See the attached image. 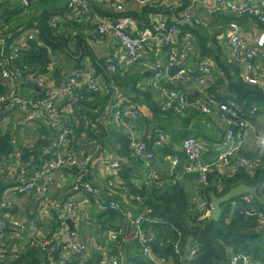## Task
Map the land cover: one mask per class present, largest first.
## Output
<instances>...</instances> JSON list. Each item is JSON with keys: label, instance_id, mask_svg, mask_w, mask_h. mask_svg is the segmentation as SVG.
Returning a JSON list of instances; mask_svg holds the SVG:
<instances>
[{"label": "built area", "instance_id": "obj_1", "mask_svg": "<svg viewBox=\"0 0 264 264\" xmlns=\"http://www.w3.org/2000/svg\"><path fill=\"white\" fill-rule=\"evenodd\" d=\"M100 1L112 15H96L86 0H67V6L71 11L95 20L96 25L91 33L93 40L106 33L115 39L119 50L103 58L105 75L95 72L90 58L85 57L82 63L79 62L59 81L47 70L41 71L18 63L22 46L15 37L8 39V32L0 34V111L17 112L22 116L23 124H40L48 131L47 137H44V133L41 135L43 144L37 148L36 158L33 153L23 156L32 151L31 142L11 152V156L0 157V174L6 171L14 178L12 186L0 192V260L3 262L7 257L17 259L29 248H36L48 253L42 264H86L90 251L97 249L96 243L84 241L67 224L79 208L72 196L79 194L89 202L90 213L110 208L121 217L114 221L111 228L101 229L108 244L114 245L108 255L99 260L101 264H121L122 247L127 237L136 242L138 255L149 264H181L193 255L195 245L180 248L179 232H176L177 237L170 244L173 261L152 251L153 235L144 225L149 220L143 211H135V204L141 198L129 193L112 175L114 170L120 168V164L107 161L99 143L100 130L105 125L121 128L126 138L125 158L139 161L143 167L139 180L141 186H164L165 180L157 174L150 162L153 157L152 147L160 148L168 141L166 131L156 127L150 143L133 136L130 122L137 117L138 110L134 106L123 107L117 100L119 94L116 86L105 82L107 76L118 68L141 65L143 54L156 41L161 48L160 60L150 67L147 86L158 93L160 111L172 110L175 114L184 115L188 111L197 110L205 116L216 114L225 124L219 139V151L211 162L204 160L202 145L195 137L189 135L180 140L179 148L187 162L184 171L195 173V194L189 197L186 206L188 217H208L210 201L199 194L198 189L207 186V174L212 171L213 164L225 166L233 161L231 166L243 168L248 173L262 167L264 130L257 131L251 121L257 107L253 105L245 111L235 100L217 98L218 93L211 91L218 72L214 59L200 56L198 46L192 40L181 41L177 24L163 16L158 15L155 16L157 19H153L152 12H148V17L154 21L134 28L131 20L113 16L114 13L122 12L127 0ZM133 1L149 6L163 0ZM19 3L22 6L27 4L24 0H19ZM193 4L203 8V17L191 15ZM219 13L224 16V27L227 29L224 51L226 62L238 68L242 82L256 87L264 94V0L256 4L190 0V5L182 10L180 16L181 20L206 30L208 18ZM244 17L252 19L259 26L253 45L247 43L239 28L238 22ZM49 25L52 29L55 26L54 22H49ZM26 40L38 43L36 35L30 33L26 35ZM22 80L29 90L26 94H21L18 89ZM183 82H192L197 95L189 96L178 86ZM83 94L106 97V100L98 106L81 107ZM61 103L65 104L68 111L64 110ZM249 136L255 137L256 145L252 156L248 158L241 154V149L247 144ZM179 162L177 155L167 157L169 171L172 172ZM97 166L105 170L104 192L92 184L91 172ZM178 178V175L170 174L168 182L173 184ZM56 180L62 183L61 192L52 195L49 187ZM65 193L67 196H64ZM23 194L34 199L31 212L36 222L41 225L51 224L42 232L37 227L26 230L28 236L24 241L22 218L13 212L15 196ZM241 199L246 205L238 209V213L255 217L264 244V214L250 205L251 195L242 194ZM231 207L234 208V203H231ZM182 250H185L184 253ZM52 251L55 257L50 255ZM75 254L79 257L75 258ZM250 260L251 255L238 252L231 253L228 258L230 264H251Z\"/></svg>", "mask_w": 264, "mask_h": 264}, {"label": "crops", "instance_id": "obj_2", "mask_svg": "<svg viewBox=\"0 0 264 264\" xmlns=\"http://www.w3.org/2000/svg\"><path fill=\"white\" fill-rule=\"evenodd\" d=\"M40 1L42 2L37 9L34 8L29 11L27 8L22 6L18 15H11L15 6H10L9 4H12L14 0H0V34H5L14 28L17 30L15 39L22 46V50H26L28 48L26 35L30 33L35 36L36 31L34 32L31 27L26 28L25 24L27 22H23V20H25L23 18L28 16L26 19L31 17L32 20L40 13H50L48 23L54 22L55 24L52 31L56 34L63 35L66 39V47L63 51H54L49 52L48 54L49 62L45 66V70L51 73L55 79L59 81L63 80L75 66V61L71 53H73L76 48L79 51L81 50L83 53V56L79 61L81 63L84 61L85 57H93L95 60H100L108 56L111 52L119 50L115 39L108 33L98 36L96 40H93L91 38V33L96 25L95 20L90 19L89 16L79 15L77 12L71 11L67 6V0ZM86 1L92 12L96 15H112L111 11L102 5L103 3H101L100 0ZM258 1L259 0H224L226 4H256ZM189 5L190 0H163L160 3H151L149 6L137 4L133 0H127L122 12L114 13L113 16L119 18L125 17L132 21L134 28H140L141 26L150 23V21H154V18L157 19L155 16L161 15L169 22L177 24L181 41H187L190 39L197 44L200 56H206V54H201V46L209 49L211 54L212 52L215 53L217 49L221 53L224 62L228 64L224 57L225 35L227 33V29L224 27V16L219 13L211 18H208L207 29L203 30L197 24L181 20L180 15L182 10ZM152 7H159L162 10L157 12L148 10L145 14H143L144 16H142L146 20H141V9H148ZM190 10L192 16H204L203 8H201L198 4H193ZM148 12H152V15H154L152 16L153 19L148 17ZM238 24L244 39L247 40L249 45H253L254 38L256 37L259 29L258 24L247 17L240 20ZM201 40H203V42ZM160 51L161 48L158 41H156L151 45L150 49L143 54L141 65H135L127 69L118 68L110 76H107L106 74L107 79H104L106 83L111 82L114 86H116L119 94L117 100L123 107L134 106L138 110L137 117L130 122L133 136L150 143L156 127H161L166 131L168 141L160 148L152 147L153 157L150 164L156 170L157 174L165 180V184H167L170 174L178 175L179 178L177 182L181 183L188 201L189 197L195 194V173L184 171V167L187 162L182 156L179 148L180 140L189 135L195 137L202 145L204 160L211 162L213 161L216 153L219 151V139L223 133L225 124L224 121L216 114L205 116L201 115L197 110L188 111L184 115L175 114L172 110H158L153 113L152 104H155L158 107L160 97L155 90H152L147 86V82L151 75L150 67L157 60H160ZM217 68V77L215 84L211 87V91L221 95L223 90L226 91L225 89L227 88L229 80H233L234 77L225 75L218 66ZM237 72L240 79L239 71L237 70ZM132 82L135 90L147 92V95L144 93H138L137 91H132L131 87H129ZM166 84L168 85V83ZM178 86L182 87L189 96L193 97L197 95L193 89L192 82H183L178 84ZM18 89L21 94L29 92L28 87L25 86V82H23V80L18 84ZM100 101L101 98L93 96L92 100L88 101L89 107L98 106ZM61 105L64 107V110L68 111V108H66L64 103H61ZM253 105L257 107V111L251 117V121L254 122L257 131H263L264 102L252 103L251 106ZM248 109H245V111ZM0 133L6 134L9 137L10 151L7 155L11 156L13 155L14 150L16 151V149H19L29 142L33 143L32 151H34L33 155H35V152L37 151V147H35L36 142L42 138L41 135L43 133L45 134L44 137H47L48 131L44 127L40 126V124H23L22 116L17 112L11 111L2 113L0 111ZM122 133L121 128L113 125H105V127L100 130L99 143L107 161H117L120 166L125 164L133 167L130 180L132 185L136 189H139L142 187L139 180L143 167L139 161L125 158V146H123L118 140L119 137H123L126 144V138ZM255 145V137L249 136L247 144H245L241 149V154L248 158L251 157ZM173 154L180 158V162L173 168L172 172H170L167 165V157ZM232 164L233 161H230L229 164L225 166L213 164L211 168L212 171H215L220 175L229 176L233 174L236 168L235 166H231ZM261 166L264 167V155L262 157ZM104 178L105 170L103 167L97 166L92 170V184L100 192H104L106 190ZM13 182L14 178L10 173L6 171L1 173L0 192L3 188L11 187ZM61 186V182L58 180L54 181L49 187V193L52 195H59L61 192ZM64 196H67V193H65ZM72 197L76 200V202H78L79 208L75 211V214H73L72 221H70L71 229H74L77 232V235L84 241H94L97 246L96 250L90 251L89 255H91L87 257L86 264H101L99 260L102 256L104 257L108 255L112 246L105 240L99 221L91 215L87 199L81 194L73 195ZM33 206V197L28 198L26 194L17 195L14 198L13 212L16 216L20 217V219L22 218L23 221V241L28 236V232L26 230L37 227L38 230L42 232L45 228H49L51 225H41L36 222L35 217L31 212ZM186 242L189 244L188 240ZM184 251L185 250H182L181 252L184 253ZM74 256L75 258L79 257L78 254H75ZM120 263L147 264L141 260L140 257H138V247L130 237H127L126 243L122 247V257L120 258ZM250 263L264 264V253L255 257L251 256ZM223 264L230 263L227 261Z\"/></svg>", "mask_w": 264, "mask_h": 264}, {"label": "trees", "instance_id": "obj_3", "mask_svg": "<svg viewBox=\"0 0 264 264\" xmlns=\"http://www.w3.org/2000/svg\"><path fill=\"white\" fill-rule=\"evenodd\" d=\"M141 10L140 19L145 21L146 19L142 16H144L143 14L146 11L157 12L162 9L152 7ZM12 14H14V11ZM49 16L50 13L43 12L25 24L26 28L31 27L36 30V40H38V43L28 41V48L21 50L18 63L44 71L45 66L49 62V52L63 51L65 49L66 39L63 35L56 34L52 31L48 23ZM8 33L10 34L8 39L13 38L16 36L17 30L13 28ZM197 35L200 37L198 33ZM201 41L203 42V40ZM209 51V49L201 46V54H206V57L213 58L216 65L225 75L234 77L233 80H229L227 88L225 89L226 91L223 90L217 98L233 99L240 103L244 110L248 109L252 103L264 102L263 93L256 87L242 82L238 77V68L235 65L226 64L219 50L216 49L215 53L212 52V54ZM71 54L75 61L74 67H77L83 53L76 48ZM90 60L95 72L105 75L103 58L95 60L91 57ZM129 87H131L132 91H137L134 89L133 82ZM0 91H2L1 87ZM137 92L147 95V92L144 91ZM93 96L96 95L83 94L80 106L89 108L88 98ZM105 100L106 97L101 98L100 103ZM152 109L153 113L158 110L160 111L159 106L157 107L155 104H152ZM80 128L79 126L78 129ZM118 140L126 147L123 137H119ZM42 144L43 141L40 139L36 142L35 147L38 148ZM9 151V137L6 134L0 133V157L6 156ZM29 153H34V151L26 152L23 156L26 157ZM36 153L37 151L33 155L34 157H36ZM132 171V166L123 164L118 170H114L112 175L118 179L121 185L127 188L129 193L140 196L141 201L137 204L134 202L136 205L135 211H143L144 216L149 220L144 225L147 231L153 235L151 247L154 253L169 257L173 261V257L170 256V244L175 241L177 237L176 232L180 234L179 245L181 249L190 248L192 245L196 246L193 255L187 258V260H183L181 264H223L228 261L231 253H247L253 257L264 253L262 232L260 228H257L255 217H247L238 213V209L246 205L241 199L242 195L220 203V215L216 220L210 217L203 219L196 217L189 218L186 212L188 201L180 182L173 184L167 182L161 188L152 186L146 188L142 186L136 189L130 180ZM212 180L215 181V185L211 184ZM207 182V186L198 189V193L206 198H208L210 192L221 195L228 188L238 183L254 186L256 194L262 199V202H258L251 196L250 205L264 214V167L252 173H248L243 168L237 167L233 174L229 176H223L215 171H211L207 174ZM231 203H234V208L231 207ZM91 215L99 221L101 229L104 230L111 228L114 221H118L121 218L117 211L110 208H106L102 212L92 211ZM187 240L189 244L186 242ZM133 242L136 244L134 240ZM110 245L112 246L111 248L114 247L113 244ZM47 255L48 253L45 251L29 248L23 253V256L17 259H9L7 257L5 258V262L0 260V264H42L46 261ZM50 255L55 257V252L52 251ZM138 257L140 256L138 255Z\"/></svg>", "mask_w": 264, "mask_h": 264}, {"label": "water", "instance_id": "obj_4", "mask_svg": "<svg viewBox=\"0 0 264 264\" xmlns=\"http://www.w3.org/2000/svg\"><path fill=\"white\" fill-rule=\"evenodd\" d=\"M26 3H29L30 0H24ZM212 185H215V181L212 180L211 182ZM241 194H249L251 195L253 198H255L258 202H262V199H260L255 191V187L254 186H249L247 184L244 183H238L234 186H231L230 188L227 189V191H225L223 194L221 195H216L214 192H210L208 194V199L210 201V211L208 216L214 220L219 218L220 215V208H219V204L225 201H228L238 195ZM69 228H71L70 222H67Z\"/></svg>", "mask_w": 264, "mask_h": 264}, {"label": "rangeland", "instance_id": "obj_5", "mask_svg": "<svg viewBox=\"0 0 264 264\" xmlns=\"http://www.w3.org/2000/svg\"><path fill=\"white\" fill-rule=\"evenodd\" d=\"M41 2L42 1H37V2H33V1H31L28 5H23V7L24 8H27V10H31V9H37V7H39L40 6V4H41ZM10 6L12 5V6H15V8H14V15H18V13L20 12V10H21V8H22V5L19 3V0H14V2L12 3V4H9ZM23 14H26V13H23ZM13 15V14H12ZM26 18H28V16L27 17H25V18H23V19H25V20H23V22L25 21V22H28V21H30L31 20V17H29V19H26ZM19 22H22V21H19ZM20 24V23H19ZM264 155V154H263Z\"/></svg>", "mask_w": 264, "mask_h": 264}, {"label": "clouds", "instance_id": "obj_6", "mask_svg": "<svg viewBox=\"0 0 264 264\" xmlns=\"http://www.w3.org/2000/svg\"><path fill=\"white\" fill-rule=\"evenodd\" d=\"M242 195V194H241ZM209 217V216H208Z\"/></svg>", "mask_w": 264, "mask_h": 264}]
</instances>
